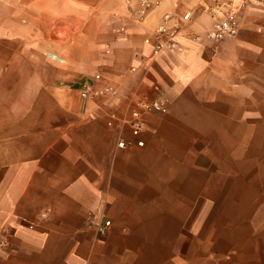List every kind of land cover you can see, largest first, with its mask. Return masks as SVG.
<instances>
[{
    "label": "crops",
    "instance_id": "0c3cea01",
    "mask_svg": "<svg viewBox=\"0 0 264 264\" xmlns=\"http://www.w3.org/2000/svg\"><path fill=\"white\" fill-rule=\"evenodd\" d=\"M138 1L0 0V264H168V240L199 206L201 169L233 159L210 147L262 141L264 0H222L238 30L218 42L202 0H156L136 21ZM186 7L201 40L153 54L144 38ZM133 92L168 109L145 114L143 146L123 149L107 121Z\"/></svg>",
    "mask_w": 264,
    "mask_h": 264
},
{
    "label": "rangeland",
    "instance_id": "374dc122",
    "mask_svg": "<svg viewBox=\"0 0 264 264\" xmlns=\"http://www.w3.org/2000/svg\"><path fill=\"white\" fill-rule=\"evenodd\" d=\"M210 152H230L233 159L217 160L216 174L212 166L201 169L199 206L185 209L181 239L168 240V264H264V136ZM240 153L247 159L236 158ZM202 157L201 166L208 163Z\"/></svg>",
    "mask_w": 264,
    "mask_h": 264
},
{
    "label": "built area",
    "instance_id": "2783aa9c",
    "mask_svg": "<svg viewBox=\"0 0 264 264\" xmlns=\"http://www.w3.org/2000/svg\"><path fill=\"white\" fill-rule=\"evenodd\" d=\"M139 5L131 9V14L136 21H143L147 11L157 4L156 0H139ZM183 4L182 2H180ZM199 7L203 13L212 18L211 27L206 32L212 42H218L224 38L234 37L238 30V13L237 11L222 0H202ZM193 7H186L183 10L174 9L173 11L164 12L161 20L154 27L152 33L144 38V42L152 49L153 54H159L165 50H177L180 47L182 38H187L195 42L201 40V35L196 32L187 31V27L193 22ZM135 70V66H131ZM100 74L93 75L92 80H85L80 87V96L88 97L95 90L92 88L93 80L99 79ZM159 88L155 86V90ZM168 109L165 100L158 95L150 98L147 95L133 92L126 104V111L119 113L112 111L110 119L107 121L108 126H116L120 135L117 139V146L126 149L132 145L137 147L143 146L144 142L140 135L144 129L143 117L147 113H164ZM128 131L134 140H129L124 136ZM27 223L29 228L34 226L26 218L20 217ZM110 220L103 218L100 223L96 224L99 232H104L109 225ZM7 232L5 225H0V245L6 244L3 234Z\"/></svg>",
    "mask_w": 264,
    "mask_h": 264
}]
</instances>
